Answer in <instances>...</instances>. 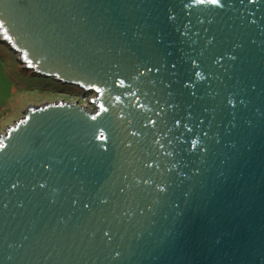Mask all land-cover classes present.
Listing matches in <instances>:
<instances>
[{
  "label": "water",
  "instance_id": "95a60500",
  "mask_svg": "<svg viewBox=\"0 0 264 264\" xmlns=\"http://www.w3.org/2000/svg\"><path fill=\"white\" fill-rule=\"evenodd\" d=\"M0 43L94 94L0 134V264H264V0H0Z\"/></svg>",
  "mask_w": 264,
  "mask_h": 264
},
{
  "label": "rangeland",
  "instance_id": "374dc122",
  "mask_svg": "<svg viewBox=\"0 0 264 264\" xmlns=\"http://www.w3.org/2000/svg\"><path fill=\"white\" fill-rule=\"evenodd\" d=\"M93 93L81 94L80 90L62 85L51 79L37 78L23 69L15 53L0 43V134L23 117L28 105L40 106L46 103H77L86 110H93L88 104ZM87 107V108H86Z\"/></svg>",
  "mask_w": 264,
  "mask_h": 264
},
{
  "label": "snow or ice",
  "instance_id": "6c2138e0",
  "mask_svg": "<svg viewBox=\"0 0 264 264\" xmlns=\"http://www.w3.org/2000/svg\"><path fill=\"white\" fill-rule=\"evenodd\" d=\"M212 3H217V0H212ZM101 136H103V134H101Z\"/></svg>",
  "mask_w": 264,
  "mask_h": 264
},
{
  "label": "trees",
  "instance_id": "16d2710c",
  "mask_svg": "<svg viewBox=\"0 0 264 264\" xmlns=\"http://www.w3.org/2000/svg\"><path fill=\"white\" fill-rule=\"evenodd\" d=\"M37 77V76H36ZM37 78H41V77H37ZM45 79V78H44ZM47 80V79H46ZM81 92V91H80ZM81 94H82V92H81Z\"/></svg>",
  "mask_w": 264,
  "mask_h": 264
},
{
  "label": "built area",
  "instance_id": "2783aa9c",
  "mask_svg": "<svg viewBox=\"0 0 264 264\" xmlns=\"http://www.w3.org/2000/svg\"><path fill=\"white\" fill-rule=\"evenodd\" d=\"M88 104H89V101H88ZM85 107V106H84ZM87 108V107H86Z\"/></svg>",
  "mask_w": 264,
  "mask_h": 264
}]
</instances>
